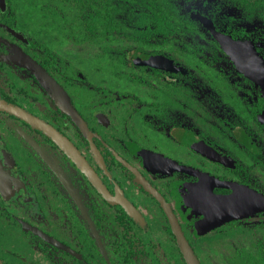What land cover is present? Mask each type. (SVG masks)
<instances>
[{
  "label": "flooded vegetation",
  "instance_id": "1",
  "mask_svg": "<svg viewBox=\"0 0 264 264\" xmlns=\"http://www.w3.org/2000/svg\"><path fill=\"white\" fill-rule=\"evenodd\" d=\"M216 4L178 0L175 20L180 23L185 16L197 34L147 39L137 52L141 64L124 57L129 80L111 81L107 72L98 85L72 70L69 57L54 54L47 35L35 41L32 33L0 23V102L54 131L58 139L0 110L5 194H0V244L15 229L31 249L0 247V264H14L7 256L23 260V253L27 260L22 264H186L174 225L198 264H239L238 252L248 260L249 252L264 246V236L249 242L245 235L251 224L262 227L264 219L252 220L264 213L203 228L205 190L232 193L213 185L214 180L264 195V125L259 121L264 96L195 18L204 17L217 32L231 36L208 15ZM5 11L6 2L0 9ZM80 21L76 17L73 23ZM52 35L53 43L57 38L59 44L69 42L58 32ZM232 38L252 42L264 60L251 39ZM77 44V53L83 54ZM20 54L54 81L58 93L16 59ZM143 54L164 57L174 71L145 65ZM122 84L142 90L147 102L121 93ZM77 88L95 96L79 104ZM67 105L79 123L63 108ZM146 153L163 157L167 165L145 161Z\"/></svg>",
  "mask_w": 264,
  "mask_h": 264
},
{
  "label": "trees",
  "instance_id": "2",
  "mask_svg": "<svg viewBox=\"0 0 264 264\" xmlns=\"http://www.w3.org/2000/svg\"><path fill=\"white\" fill-rule=\"evenodd\" d=\"M5 2L6 11L0 12V23H5L8 27L23 30V20L16 16L23 17L25 12L35 11L43 17L40 22L43 28L38 29L44 35L53 37L52 33L58 32L65 39H69L70 48L77 46V43L83 47L82 42H92L96 54L102 57L104 53L105 61L110 64L108 75L111 81L129 80L130 71L125 65L124 57L141 64L137 52L140 49L139 45L147 44V39L166 37L169 41L172 38H184L186 35L192 37L197 34L192 26H187L189 20L185 16H182L180 23L175 20V15L180 9L178 0H5ZM216 2L214 9L208 13L215 25L218 28L224 25L219 29L234 38L251 39L257 51L264 56V0H216ZM76 17L82 24L73 23ZM100 38L101 43L98 42ZM111 45L116 47L123 45L125 49L122 51L115 48L117 51L114 52ZM158 45V42L153 44L154 47ZM174 51L175 49L170 50L172 53ZM112 62L115 63L113 66ZM204 69L211 68L205 66ZM260 225L262 227L249 225L248 231L245 232L249 242L257 240V237L263 240L264 233L260 232L264 230V223ZM238 253L246 256L245 252L244 255ZM241 256L239 264H264V246L261 247L259 244V251L249 252L245 257L248 260L241 259Z\"/></svg>",
  "mask_w": 264,
  "mask_h": 264
},
{
  "label": "water",
  "instance_id": "3",
  "mask_svg": "<svg viewBox=\"0 0 264 264\" xmlns=\"http://www.w3.org/2000/svg\"><path fill=\"white\" fill-rule=\"evenodd\" d=\"M0 9L1 11L5 10V1L0 0ZM196 19L203 25L206 30L211 34L213 39L218 43L221 50L225 55L228 56L230 61L235 66L237 72L241 73L248 80L255 82L262 90V94L264 96V60L263 58L256 52L252 42L250 41H241L234 40L231 36L217 32L212 23L204 17L195 16ZM9 33L17 38H21L20 35L15 33L13 30L7 28ZM143 63L145 65H149L155 69L166 70V71H174V67L171 63L162 56L155 54H143ZM17 60L24 62V64L31 68L32 70L37 72V76L42 80L43 84L53 90L55 93H58V89L54 81L46 75L43 71H41L36 65H34L25 55H21L20 57H16ZM65 110L70 112V115L75 119L77 123H79L77 115L74 113L70 106H64ZM0 110H5L7 112L13 113L18 117L29 121L32 125L39 127L43 131H45L51 138L54 140L57 139V135L54 131L47 130L46 127L42 126L38 121L33 118H30L28 115L22 113L21 111L14 109L8 105H5L0 102ZM259 121L264 125V112L259 117ZM85 132V129H83ZM59 142V141H58ZM205 155L212 157L211 150L203 149L202 150ZM145 161H153L154 164L159 166L167 165V160L163 159V157L150 155L146 153L142 155ZM162 170V169H158ZM165 170V169H163ZM177 170H183L186 173L198 175L200 180L204 179L205 176L197 173L196 171H192L191 169H185L181 166ZM3 174L0 171V194L1 196H5L2 190V183H4ZM206 179V178H205ZM211 180L210 178H208ZM213 185H217L220 188H227L232 193L230 195H215L211 192L210 187L205 190L206 199L208 205H205L204 208V217L205 220L203 222V228L209 229L213 227L220 226L222 224L228 223L230 221L238 220L241 218L249 217L254 214L264 213V195L254 191L253 189L247 186H241L235 183H226L220 182L218 180H214ZM174 235L177 239V243L180 247V252L183 254L185 258L186 264H198L196 258L194 257L190 246L187 244L184 239L183 234L181 233L179 227L177 225L173 226ZM204 230V229H203ZM35 231V230H34ZM36 234L39 235L37 231ZM55 246H59L53 240H48Z\"/></svg>",
  "mask_w": 264,
  "mask_h": 264
},
{
  "label": "rangeland",
  "instance_id": "4",
  "mask_svg": "<svg viewBox=\"0 0 264 264\" xmlns=\"http://www.w3.org/2000/svg\"><path fill=\"white\" fill-rule=\"evenodd\" d=\"M16 17L22 18L23 30L27 31L29 34L32 33L31 36L35 41L39 39L41 42L43 41V39H47V37L45 38L44 33L39 31L38 29V28H43V25L42 24L40 25V22L43 19V17H41V14L35 13V11H30V12H25L23 17L22 16H16ZM47 36L49 37V41H46L47 42L46 45L48 47H51V46L53 47L54 54L62 53L65 56L69 57V59H71L70 68L72 70L78 71L79 74H82L87 79V82L94 84V85H98L100 82V78H103L104 75L107 74V72H110L108 68V65L110 66V64L105 61L104 53H102V57L100 55H97L95 52L94 44H91V45L84 44L83 48L79 46V48L83 52V54H81V52L77 53V46H75L74 48H70L68 42H63L59 44L58 42H56L57 40L53 43L52 42L53 38L50 37L49 35ZM98 42L101 43V38L99 39ZM115 45H117V43ZM115 45L113 46L111 45L114 52L117 51L115 48H118V49L120 48L122 51H124L125 47L123 45H121L120 47L119 46L116 47ZM55 48H58V49H55ZM86 51L87 53L85 54ZM114 64L115 63L112 62V66ZM105 81L106 80H104L103 82ZM77 90H78L77 94L78 93L79 94L77 95L78 100L77 99L76 100L79 104L87 103L91 101L92 96H95L90 93L87 94V92H85L83 89L77 88ZM121 93L134 95L135 97H138L141 102H147L146 100L147 98L144 96V94H142L144 93L142 90L136 87H133V86H129L128 84L123 85ZM126 100L128 101V98ZM263 219H264V215H258L252 220V222H258ZM13 230H14V233L9 232V234L6 237L7 241L4 240L0 244V247L6 248V246H8V247H14L15 249H23L25 252L29 250L30 252L31 249L29 248L28 244L20 238V236L18 235L19 234L18 231L15 229ZM9 231H12V230H9ZM253 250H255V248H253ZM20 256H22L23 260L25 261L21 260L19 256H17L18 261L13 260L12 257L10 256H7L8 258L7 260L14 264H22L21 262L26 263L27 257L24 255V253L20 254Z\"/></svg>",
  "mask_w": 264,
  "mask_h": 264
}]
</instances>
